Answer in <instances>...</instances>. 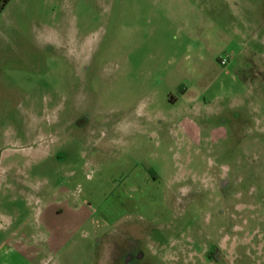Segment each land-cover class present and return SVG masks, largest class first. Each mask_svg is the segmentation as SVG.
Returning a JSON list of instances; mask_svg holds the SVG:
<instances>
[{"label":"rangeland","instance_id":"1","mask_svg":"<svg viewBox=\"0 0 264 264\" xmlns=\"http://www.w3.org/2000/svg\"><path fill=\"white\" fill-rule=\"evenodd\" d=\"M0 264H264V0H11Z\"/></svg>","mask_w":264,"mask_h":264},{"label":"trees","instance_id":"2","mask_svg":"<svg viewBox=\"0 0 264 264\" xmlns=\"http://www.w3.org/2000/svg\"><path fill=\"white\" fill-rule=\"evenodd\" d=\"M11 0H0V12L4 10V8L7 6V4ZM181 94L184 92L182 89L180 90ZM210 257H216V250L210 253Z\"/></svg>","mask_w":264,"mask_h":264},{"label":"built area","instance_id":"3","mask_svg":"<svg viewBox=\"0 0 264 264\" xmlns=\"http://www.w3.org/2000/svg\"><path fill=\"white\" fill-rule=\"evenodd\" d=\"M220 62H221L222 65H226L227 59H221Z\"/></svg>","mask_w":264,"mask_h":264},{"label":"crops","instance_id":"4","mask_svg":"<svg viewBox=\"0 0 264 264\" xmlns=\"http://www.w3.org/2000/svg\"><path fill=\"white\" fill-rule=\"evenodd\" d=\"M186 93V91L184 90V92L181 94V96H183ZM174 101V100H173Z\"/></svg>","mask_w":264,"mask_h":264}]
</instances>
